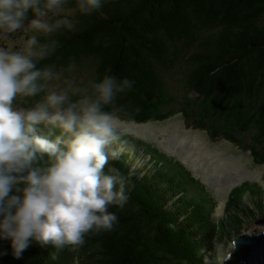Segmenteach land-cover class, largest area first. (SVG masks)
<instances>
[{
    "label": "trees",
    "instance_id": "obj_1",
    "mask_svg": "<svg viewBox=\"0 0 264 264\" xmlns=\"http://www.w3.org/2000/svg\"><path fill=\"white\" fill-rule=\"evenodd\" d=\"M76 19L75 31L55 34L60 47L41 66L67 68L74 61L78 70L91 71L89 80L111 74L134 81L116 101L123 119L148 123L170 118L177 100L169 87L177 75L188 91H196L198 84L209 91L217 87L225 102L240 94L264 97V0H106L99 12ZM184 102L181 113L196 118L189 109L193 101L186 97ZM199 106L212 110L208 103ZM202 111V118L210 116ZM212 115L229 118L225 112ZM216 129L212 134L220 136ZM230 133L225 136L235 140ZM125 138L136 145L135 153L109 166L128 177L129 201L123 209H111L118 215L114 231L87 239L80 264H218L216 246L245 226L239 212H247L250 220L264 218V190L245 184L240 188L247 187L254 208L238 200L237 188L227 204L235 211L231 220L216 222L215 200L187 169L154 146ZM0 251L8 252L0 264L73 260L65 249L52 261L48 254L53 249L35 244L20 260L13 258L8 242L0 241Z\"/></svg>",
    "mask_w": 264,
    "mask_h": 264
},
{
    "label": "clouds",
    "instance_id": "obj_2",
    "mask_svg": "<svg viewBox=\"0 0 264 264\" xmlns=\"http://www.w3.org/2000/svg\"><path fill=\"white\" fill-rule=\"evenodd\" d=\"M105 2L0 0V241L16 260L35 244L51 247L52 261L67 249L80 264L87 239L114 231L111 209L129 201L128 177L109 165L136 151L116 105L134 81L77 83L65 75L74 61L41 66L60 47L55 34L75 31L77 15Z\"/></svg>",
    "mask_w": 264,
    "mask_h": 264
},
{
    "label": "rangeland",
    "instance_id": "obj_3",
    "mask_svg": "<svg viewBox=\"0 0 264 264\" xmlns=\"http://www.w3.org/2000/svg\"><path fill=\"white\" fill-rule=\"evenodd\" d=\"M91 76V71L84 69L75 68L70 73V77L75 78L77 83H87ZM177 77L179 79L169 87L170 93L177 100L172 107V116L148 123L124 119L125 129L128 136L154 146L173 161H177L201 186H205L210 197L216 202L213 215L216 222L222 219L228 221V218L231 220L235 211L227 208V204L235 189L245 184H256L264 190V97L252 98L247 94H240L225 102L222 101L217 87L209 91L198 84L196 91H188L184 79L181 80L179 75ZM186 97L193 101L189 109L197 115L196 118H187L181 113L180 108L187 106L184 102ZM20 103L27 106L23 102ZM204 103L210 104L212 110L199 106ZM202 109L211 112L210 116L202 118ZM212 111L225 112L230 119L224 118L223 115V119L216 118ZM202 122L213 124L211 131L217 128L216 132L220 133V136L213 135L206 126L200 124ZM227 131L233 132L230 134L235 140L225 136V132L229 133ZM235 195L238 200L242 199L254 208L253 196L248 193L247 187L240 188ZM262 200L264 201V198ZM239 214L246 222L245 226L233 234V238L216 246L215 261L218 264H227L234 249V242L239 237L264 231L263 225L256 224L262 217L250 220L247 212ZM230 224L233 225L232 221Z\"/></svg>",
    "mask_w": 264,
    "mask_h": 264
},
{
    "label": "water",
    "instance_id": "obj_4",
    "mask_svg": "<svg viewBox=\"0 0 264 264\" xmlns=\"http://www.w3.org/2000/svg\"><path fill=\"white\" fill-rule=\"evenodd\" d=\"M256 224L264 227V218ZM227 264H264V231L239 237Z\"/></svg>",
    "mask_w": 264,
    "mask_h": 264
},
{
    "label": "flooded vegetation",
    "instance_id": "obj_5",
    "mask_svg": "<svg viewBox=\"0 0 264 264\" xmlns=\"http://www.w3.org/2000/svg\"><path fill=\"white\" fill-rule=\"evenodd\" d=\"M18 38L17 39H19L20 37L19 36H17ZM0 43H2V41H0Z\"/></svg>",
    "mask_w": 264,
    "mask_h": 264
}]
</instances>
